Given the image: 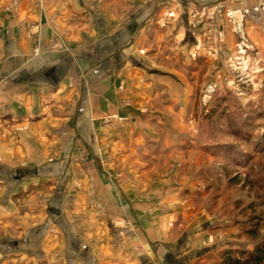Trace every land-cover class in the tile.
Listing matches in <instances>:
<instances>
[{"label": "crops", "instance_id": "1", "mask_svg": "<svg viewBox=\"0 0 264 264\" xmlns=\"http://www.w3.org/2000/svg\"><path fill=\"white\" fill-rule=\"evenodd\" d=\"M262 2L0 0V264H198L207 233L178 235L184 212L166 180L136 193V151L122 153L123 132L108 123L129 121L137 143L161 138L166 112L193 89L182 65L235 58L228 15ZM244 28L264 63V16ZM160 59L179 70L156 68ZM112 220L130 225L117 249Z\"/></svg>", "mask_w": 264, "mask_h": 264}, {"label": "rangeland", "instance_id": "2", "mask_svg": "<svg viewBox=\"0 0 264 264\" xmlns=\"http://www.w3.org/2000/svg\"><path fill=\"white\" fill-rule=\"evenodd\" d=\"M203 26L191 23L190 36L198 37L200 31L202 46L208 48L209 34ZM233 30L235 58L192 55L193 64L188 59L182 65L193 89L187 91L184 108L171 107L166 112L170 122L158 128L161 138L137 143L136 138H126L133 130L129 121L108 123L110 132H123L122 153L130 146L136 151L130 162L136 168L127 172L136 193L145 197L158 189L153 182L166 180L180 196L179 208L184 212L175 224L178 235L207 233L204 246L210 250L204 249L198 264H218L216 254L227 249L241 256L264 240V63L255 52L239 53L234 25ZM219 40L224 42L223 36ZM157 61L156 68L179 70L177 63ZM211 86L214 91L208 96ZM173 117L178 120L176 126ZM168 206L153 203L150 210ZM112 223V245L117 249L130 225L127 220L123 226Z\"/></svg>", "mask_w": 264, "mask_h": 264}, {"label": "built area", "instance_id": "3", "mask_svg": "<svg viewBox=\"0 0 264 264\" xmlns=\"http://www.w3.org/2000/svg\"><path fill=\"white\" fill-rule=\"evenodd\" d=\"M257 16H264V2L260 3L259 5L255 6L251 10H245L241 14V19H236L233 14H229L228 17L230 21L233 23L235 26V32L237 33L239 37V44H238V49L239 53L241 55H247L250 54L251 52H256V46L255 44L251 43L249 41V38L246 36V32L244 31V20L247 17H257ZM250 52V53H249ZM214 91V87H210L209 90L207 91L208 96L211 94V92Z\"/></svg>", "mask_w": 264, "mask_h": 264}, {"label": "trees", "instance_id": "4", "mask_svg": "<svg viewBox=\"0 0 264 264\" xmlns=\"http://www.w3.org/2000/svg\"><path fill=\"white\" fill-rule=\"evenodd\" d=\"M218 264H264V240L258 243L253 251L242 252L237 256V252L227 249L217 253Z\"/></svg>", "mask_w": 264, "mask_h": 264}]
</instances>
